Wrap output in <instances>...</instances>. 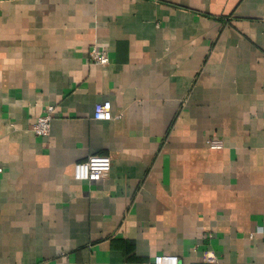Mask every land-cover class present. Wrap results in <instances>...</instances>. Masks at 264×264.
I'll list each match as a JSON object with an SVG mask.
<instances>
[{
	"label": "crops",
	"instance_id": "1",
	"mask_svg": "<svg viewBox=\"0 0 264 264\" xmlns=\"http://www.w3.org/2000/svg\"><path fill=\"white\" fill-rule=\"evenodd\" d=\"M0 168V264H264V0H0Z\"/></svg>",
	"mask_w": 264,
	"mask_h": 264
},
{
	"label": "built area",
	"instance_id": "2",
	"mask_svg": "<svg viewBox=\"0 0 264 264\" xmlns=\"http://www.w3.org/2000/svg\"><path fill=\"white\" fill-rule=\"evenodd\" d=\"M88 60L90 63L99 66H106L110 62L108 52L97 44L90 47L88 52ZM53 106L47 105L42 113L36 118L31 126V131L37 136H46L49 134L50 125L53 118ZM95 119L106 118V105L103 102H97L94 105ZM206 145L210 149H220L223 143L214 138L207 137ZM111 169V159L107 155L90 154L85 159L77 161L74 164L73 175L76 180H93L105 177ZM1 171V168H0ZM147 264H181L177 255L171 254H156ZM187 264H217L215 256L203 257L201 260L189 261Z\"/></svg>",
	"mask_w": 264,
	"mask_h": 264
}]
</instances>
